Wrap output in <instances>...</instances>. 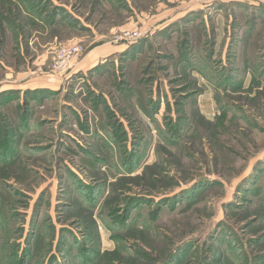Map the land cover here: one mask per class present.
<instances>
[{
  "label": "rangeland",
  "instance_id": "obj_1",
  "mask_svg": "<svg viewBox=\"0 0 264 264\" xmlns=\"http://www.w3.org/2000/svg\"><path fill=\"white\" fill-rule=\"evenodd\" d=\"M0 264H264V0H0Z\"/></svg>",
  "mask_w": 264,
  "mask_h": 264
},
{
  "label": "built area",
  "instance_id": "obj_2",
  "mask_svg": "<svg viewBox=\"0 0 264 264\" xmlns=\"http://www.w3.org/2000/svg\"><path fill=\"white\" fill-rule=\"evenodd\" d=\"M139 37L140 36L135 32L125 31L120 35L117 41H124L129 43L137 40ZM82 52L83 47L78 44L61 48L57 55L58 59L56 61L55 68L66 69L71 64V61Z\"/></svg>",
  "mask_w": 264,
  "mask_h": 264
},
{
  "label": "crops",
  "instance_id": "obj_3",
  "mask_svg": "<svg viewBox=\"0 0 264 264\" xmlns=\"http://www.w3.org/2000/svg\"><path fill=\"white\" fill-rule=\"evenodd\" d=\"M115 52H117V53H118L119 51H118V50H115ZM82 64H83V63H82Z\"/></svg>",
  "mask_w": 264,
  "mask_h": 264
},
{
  "label": "trees",
  "instance_id": "obj_4",
  "mask_svg": "<svg viewBox=\"0 0 264 264\" xmlns=\"http://www.w3.org/2000/svg\"><path fill=\"white\" fill-rule=\"evenodd\" d=\"M7 102H9V101H7ZM11 102V101H10Z\"/></svg>",
  "mask_w": 264,
  "mask_h": 264
}]
</instances>
